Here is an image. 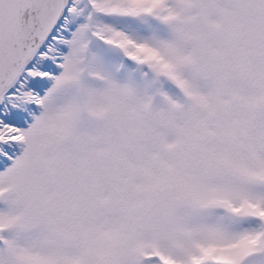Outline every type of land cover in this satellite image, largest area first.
Returning a JSON list of instances; mask_svg holds the SVG:
<instances>
[{
  "label": "snow or ice",
  "instance_id": "1",
  "mask_svg": "<svg viewBox=\"0 0 264 264\" xmlns=\"http://www.w3.org/2000/svg\"><path fill=\"white\" fill-rule=\"evenodd\" d=\"M0 264H264V0H0Z\"/></svg>",
  "mask_w": 264,
  "mask_h": 264
}]
</instances>
